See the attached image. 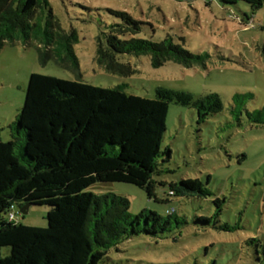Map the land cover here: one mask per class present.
I'll return each instance as SVG.
<instances>
[{
	"label": "trees",
	"instance_id": "16d2710c",
	"mask_svg": "<svg viewBox=\"0 0 264 264\" xmlns=\"http://www.w3.org/2000/svg\"><path fill=\"white\" fill-rule=\"evenodd\" d=\"M243 1L252 9L264 0ZM116 18L95 38V60L107 73L132 74L124 57L148 56L160 67L173 62L182 67L202 65L207 54L186 49L173 37L159 41L140 37L145 22L122 10L107 9ZM75 30L65 31L48 0H0V50L20 41L34 47L40 62L55 59L78 68L73 45ZM65 65V64H64ZM155 97L127 93L123 85L101 87L81 80H66L31 73L23 105L9 124L10 139H0V264H100L112 249L144 234L166 238L187 225L184 216L167 210L129 213V200L113 193L95 194L96 183L122 182L142 189L155 202H168L156 193L168 187V196L205 198L211 193L199 178L165 182L161 163L170 160V148L162 149L168 105L194 108L198 122L221 112L216 93L199 97L186 91L156 87ZM251 94H235L231 113L239 120L240 108ZM239 107V109H237ZM251 123L264 124V106L246 111ZM211 216H197L195 223L220 231L237 226L220 223V204ZM49 207L45 227L16 222L15 206ZM247 242H257L250 238ZM4 249V250H3Z\"/></svg>",
	"mask_w": 264,
	"mask_h": 264
},
{
	"label": "rangeland",
	"instance_id": "374dc122",
	"mask_svg": "<svg viewBox=\"0 0 264 264\" xmlns=\"http://www.w3.org/2000/svg\"><path fill=\"white\" fill-rule=\"evenodd\" d=\"M61 27L75 30L73 45L78 68L55 59L40 62L34 47L20 41L0 50V139H10L9 124L20 111L29 75L38 73L66 80H81L101 87L123 85L127 93L154 98L156 87L186 91L199 97L216 93L221 112L198 122L194 108L170 103L162 149L170 160L161 163L155 178L167 183L199 178L211 193L205 198L168 196L167 185L156 193L168 202H155L129 183H96L95 194L113 193L129 200V213L167 210L184 216L187 225L166 238L134 235L108 252L100 264H264V124L251 123L246 111L264 106V5L252 9L237 1L220 0H48ZM107 9L122 10L145 22L140 37L159 41L166 35L196 54H207L204 64L182 67L173 62L154 68L148 56L124 57L129 76L107 73L95 60V38L116 20ZM235 94H251L240 108L239 120L231 113ZM237 105V104H236ZM239 109V107L237 108ZM220 204V223L237 226L220 231L195 223L211 216ZM46 205H31L25 214L15 206L14 220L45 227ZM254 238L257 242H247ZM4 250V249H3Z\"/></svg>",
	"mask_w": 264,
	"mask_h": 264
},
{
	"label": "water",
	"instance_id": "95a60500",
	"mask_svg": "<svg viewBox=\"0 0 264 264\" xmlns=\"http://www.w3.org/2000/svg\"><path fill=\"white\" fill-rule=\"evenodd\" d=\"M30 206V204H28V205H26L24 208H22V209H20V213L21 214H25V213H27V211H28V207Z\"/></svg>",
	"mask_w": 264,
	"mask_h": 264
},
{
	"label": "built area",
	"instance_id": "2783aa9c",
	"mask_svg": "<svg viewBox=\"0 0 264 264\" xmlns=\"http://www.w3.org/2000/svg\"><path fill=\"white\" fill-rule=\"evenodd\" d=\"M10 217H11V218H14L12 214H11V216H10Z\"/></svg>",
	"mask_w": 264,
	"mask_h": 264
}]
</instances>
